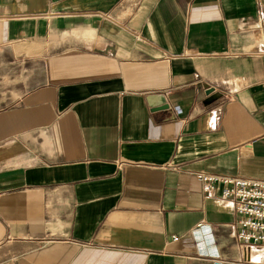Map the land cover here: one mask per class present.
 Listing matches in <instances>:
<instances>
[{"label": "crops", "instance_id": "0c3cea01", "mask_svg": "<svg viewBox=\"0 0 264 264\" xmlns=\"http://www.w3.org/2000/svg\"><path fill=\"white\" fill-rule=\"evenodd\" d=\"M263 11L0 0V264L264 262L195 177L264 179Z\"/></svg>", "mask_w": 264, "mask_h": 264}, {"label": "built area", "instance_id": "2783aa9c", "mask_svg": "<svg viewBox=\"0 0 264 264\" xmlns=\"http://www.w3.org/2000/svg\"><path fill=\"white\" fill-rule=\"evenodd\" d=\"M264 30V11L259 18ZM264 52V36H263ZM203 193L209 195L220 190L221 196L230 201L240 216L237 240L248 251L260 249L264 254V179H245L211 173H196ZM253 264H264L252 261Z\"/></svg>", "mask_w": 264, "mask_h": 264}, {"label": "water", "instance_id": "95a60500", "mask_svg": "<svg viewBox=\"0 0 264 264\" xmlns=\"http://www.w3.org/2000/svg\"><path fill=\"white\" fill-rule=\"evenodd\" d=\"M147 101L152 108L163 106L165 104V99H163L162 96H150L147 98Z\"/></svg>", "mask_w": 264, "mask_h": 264}, {"label": "rangeland", "instance_id": "374dc122", "mask_svg": "<svg viewBox=\"0 0 264 264\" xmlns=\"http://www.w3.org/2000/svg\"><path fill=\"white\" fill-rule=\"evenodd\" d=\"M254 251H255V250H253V253H255V252H256V251H255V252H254ZM256 253H257V252H256Z\"/></svg>", "mask_w": 264, "mask_h": 264}]
</instances>
